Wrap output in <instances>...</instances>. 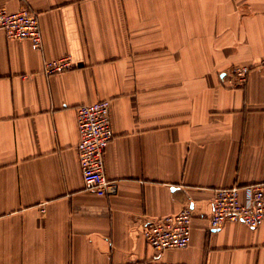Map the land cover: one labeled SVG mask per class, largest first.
Listing matches in <instances>:
<instances>
[{"label": "crops", "instance_id": "1", "mask_svg": "<svg viewBox=\"0 0 264 264\" xmlns=\"http://www.w3.org/2000/svg\"><path fill=\"white\" fill-rule=\"evenodd\" d=\"M43 46L0 32V264H264V223L211 230L214 191L264 183V0H0ZM74 68L46 76L47 61ZM237 65L252 68L243 87ZM111 101L105 175L85 189L77 109ZM193 215L153 250L148 221ZM44 209V212H42Z\"/></svg>", "mask_w": 264, "mask_h": 264}, {"label": "built area", "instance_id": "2", "mask_svg": "<svg viewBox=\"0 0 264 264\" xmlns=\"http://www.w3.org/2000/svg\"><path fill=\"white\" fill-rule=\"evenodd\" d=\"M0 32L9 40H28L32 49L40 51L43 37L38 15L28 8L8 11L0 8ZM259 68H264V56ZM74 68L69 56L47 61L44 74H62ZM253 67L237 65L232 69L229 83L232 87H243ZM80 136L77 154L85 189L98 196L116 191L115 182L105 175V155L115 133L111 116V101L101 100L84 104L77 109ZM44 212V209H42ZM192 211L186 206L181 212L148 221L143 225L142 236L156 252L169 249H184L191 243ZM233 222L256 229L264 223V183L245 187L232 186L214 191L210 216L211 230L220 229Z\"/></svg>", "mask_w": 264, "mask_h": 264}]
</instances>
